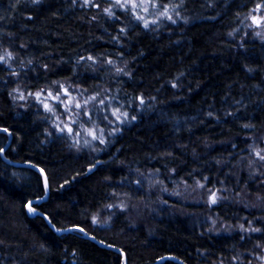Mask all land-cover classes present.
Instances as JSON below:
<instances>
[{"label":"trees","instance_id":"1","mask_svg":"<svg viewBox=\"0 0 264 264\" xmlns=\"http://www.w3.org/2000/svg\"><path fill=\"white\" fill-rule=\"evenodd\" d=\"M105 4L0 0V264H124L87 235L127 264H251L264 248V41L249 18L264 0H173L179 17L158 28ZM63 86L118 112L102 148H73L21 98ZM139 175L229 199L164 209ZM45 186L33 207L72 232L28 215ZM117 196L139 215L98 220ZM207 215L236 232L215 235Z\"/></svg>","mask_w":264,"mask_h":264},{"label":"rangeland","instance_id":"2","mask_svg":"<svg viewBox=\"0 0 264 264\" xmlns=\"http://www.w3.org/2000/svg\"><path fill=\"white\" fill-rule=\"evenodd\" d=\"M76 1H79L85 7L91 6L94 8L100 7L99 2H101V0H90V3L85 4V0ZM105 2L107 10L120 8L129 12L146 28H158L163 24L174 23L176 21L175 17H179L176 13L177 8L172 5L173 0H165L162 3L157 0H119V2L117 0H105ZM165 12L166 14H164ZM249 21H251L250 30L254 33V37L260 42L264 41L263 4L257 5L253 9ZM21 98L24 99V102L30 99L40 106L49 127L58 135L64 134L70 146L80 151H92L93 149L102 148L110 140L108 137L114 135L121 126V118L118 112L109 109L107 107L109 105L106 106L102 102L98 103L92 98L88 99L85 96L75 95L64 86L58 93L47 90L36 92V94H28ZM256 158H258V155H256ZM260 160L263 162V159L260 158ZM138 177L141 179V183H144L143 186H147V192L153 195V199L155 195L159 197L156 201L157 206L161 205L164 209L169 205V200L184 205H208L212 208L220 203H225L229 199L226 192L206 190L204 185H182L180 189L172 190L164 189L162 186L159 188L161 182L153 176L139 175ZM166 199L169 200L166 201ZM129 206L126 197L117 196L115 203L108 207L106 213L101 214L98 220L106 223L117 211L123 212L127 216H130L131 213L138 216L139 211ZM205 223L209 224L215 235L232 234L237 230L236 227H231L229 224L223 223L222 220L208 215L205 218ZM248 228L249 230H246V232L251 235L254 234L255 230L251 226ZM241 229L245 231L243 228ZM253 262L264 264V248L262 255Z\"/></svg>","mask_w":264,"mask_h":264},{"label":"water","instance_id":"3","mask_svg":"<svg viewBox=\"0 0 264 264\" xmlns=\"http://www.w3.org/2000/svg\"><path fill=\"white\" fill-rule=\"evenodd\" d=\"M2 133H7V132H6V131H5V132L2 131ZM7 134H9V133H7ZM10 141H11V140H10ZM10 141L8 142L7 147L10 145ZM3 155H4V152H3ZM6 162H8L9 164H12V163H11L10 161H8V160H6ZM14 166L17 167V165H14ZM31 168L34 169L35 171L40 172V173L43 174L42 171H40V170H38V169H36V168H34V167H31ZM45 193H46V194H45L44 198H42L41 200L31 201V203L28 204V206H27V213H28V215H30V216H32V217H36V216L42 217V218L45 220V222H46L48 225H50V227H51L52 229H54L55 232H56V234H58V235H62L64 232H66V233L72 232L71 230H66V231H64V232H60V231L56 230V229L50 224L49 219L47 218V216H45V215H43V214H40V213H39V212L33 207L36 203H41V202H46V201H47L48 196H49V193H48V189L46 188V186H45ZM30 209H33V211H30ZM75 231L82 233V231H81V230H78V229H75ZM86 238H87L88 240L92 241L93 243H95L96 245H99V246L102 247V248H105V249H111V250L115 251L116 253L122 255L123 260H124V264H127L126 257H125V255H123L122 252H120V251L118 252V251L114 250L113 248H111V247H109V246L107 247V246L101 244L99 241H96L95 239H93V238L90 237L89 235H87ZM175 262H176V263H179V264H183V263H181V262H179V261H177V260H175Z\"/></svg>","mask_w":264,"mask_h":264},{"label":"snow or ice","instance_id":"4","mask_svg":"<svg viewBox=\"0 0 264 264\" xmlns=\"http://www.w3.org/2000/svg\"><path fill=\"white\" fill-rule=\"evenodd\" d=\"M117 2H119V0H117ZM87 3H90V0H85V4H87ZM106 11H108L109 14H111L110 10H106ZM164 14H166V12ZM0 59H2V58H0ZM45 107H47V105H45ZM0 151H2V150H0ZM261 159H264V156H262ZM213 202H215V200H213ZM30 211H33V209H30ZM81 231H83V229H81Z\"/></svg>","mask_w":264,"mask_h":264}]
</instances>
